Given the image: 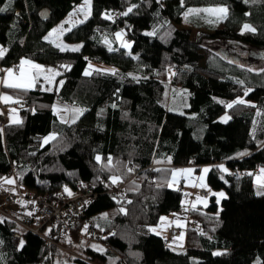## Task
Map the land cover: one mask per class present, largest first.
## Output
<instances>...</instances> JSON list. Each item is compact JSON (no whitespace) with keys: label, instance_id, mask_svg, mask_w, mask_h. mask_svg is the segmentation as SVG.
<instances>
[{"label":"trees","instance_id":"16d2710c","mask_svg":"<svg viewBox=\"0 0 264 264\" xmlns=\"http://www.w3.org/2000/svg\"><path fill=\"white\" fill-rule=\"evenodd\" d=\"M83 1L0 0V47L7 50L0 66L28 58L58 71L57 81H63L48 92L11 91L19 98L21 123L0 125V181L11 176L18 190L22 184L33 192H2V204L33 199L38 210L36 217L16 216L0 204V264H264V195L257 196L254 186V175L264 169V71L229 63L201 42L235 41L264 50V0H93L91 16L64 33L66 42L82 44L79 52L45 42V34ZM195 6H224L228 15L218 20L201 12L186 20ZM44 8L50 18L42 21ZM245 23L256 31L241 34ZM121 30L127 49L116 38ZM89 63L117 73L85 76ZM246 89L251 91L244 96ZM237 97L248 104L225 107ZM56 103L84 112L69 125L54 113ZM181 109L185 114L175 112ZM225 113L231 119L218 122ZM52 133L57 139L44 144ZM109 156L111 169L102 167ZM186 166L196 174L208 167L207 186L224 191L226 199L209 197L207 206L189 208L185 246L172 250L170 241L163 244L168 232L162 239L149 229L184 210L183 184L168 185L172 170ZM114 175L121 177L115 184ZM87 188L96 199L66 231L54 221L43 227V240L27 236L15 221L37 220L44 201L62 206L61 193L72 199ZM194 221L198 227L192 229Z\"/></svg>","mask_w":264,"mask_h":264},{"label":"snow or ice","instance_id":"6c2138e0","mask_svg":"<svg viewBox=\"0 0 264 264\" xmlns=\"http://www.w3.org/2000/svg\"><path fill=\"white\" fill-rule=\"evenodd\" d=\"M247 2V0H246ZM91 0H84V6L78 8L76 11H78L79 13H81L82 15H84V20H86L88 18V16L90 15V11L88 10V6H90ZM181 4L183 5V0H181ZM135 6L129 7L127 9V11L123 12L122 15L127 16L129 13H131L133 11V8ZM0 11H4V9H0ZM210 13L213 14L217 17L218 20H222L227 18L228 15V8L224 7V6H218L215 8H203V9H188L185 12V19L187 20L188 16L191 14H199V13ZM73 15V13H70L69 16L71 17ZM105 19L109 18V14H105ZM84 20H80V21H76L77 23H83ZM70 23L69 20L64 21L60 26H58L57 28L52 29L51 31L48 32V34L44 37V39L46 41L49 42H53L50 40L51 37H53L54 35H56L57 33H62L65 29H64V24H68ZM245 31L247 32H255V28H253L251 25L245 23L242 26V30H241V34H243ZM147 35H155V31L154 32H150L147 33ZM116 37L119 39L121 37V33H116ZM58 38V36H57ZM105 43H107V41H105ZM124 47H130V45L128 44H124ZM57 47L60 48L61 51H65L67 46L64 45H57ZM71 51H78L79 50V46H75V47H71L70 49ZM110 51L112 49H109ZM6 49L4 48H0V58H3V56L6 53ZM27 66V67H25ZM61 67H65L67 68L68 66L65 65H61ZM91 70V71H90ZM0 71H3L5 73V76L0 79V84L4 85L7 88H12V89H17V90H21V91H27L33 87H35V85L39 82V80L41 79V77L43 78L44 81H48V82H52L54 80V77L57 75H60V73L52 68H45L44 66L35 63L32 60L26 59V58H21L19 65L15 66V70L13 68H8V69H0ZM104 72V73H110L112 75H116L117 70L116 69H95L93 68V66L89 63L88 68L85 70L84 75L88 76L91 75L92 72ZM249 71H251V69H249ZM264 71V70H262ZM18 73V74H17ZM43 74V75H42ZM173 75L175 73H172ZM131 75V74H129ZM133 79H136V77H133ZM58 84L62 85L63 81H58ZM237 83L242 84V81H237ZM45 90H51V89H45ZM251 91V89H246L244 92V96H247L248 93ZM0 100L4 101V102H17L18 101H13V97L8 96V95H0ZM221 104H224V101H218ZM247 105L248 102L243 98V97H237L235 100H233L230 103L225 104L226 108H233L235 105ZM116 105H112V107H115ZM252 107H255V105H251ZM15 109H10V120L13 123L19 124L21 123V121L19 119H15L14 118V113H15ZM53 111L54 113L57 111V109L55 108V106H53ZM62 111H69V109H63ZM71 111L74 113L73 119H72V123H75V119L78 118L79 115L82 114L83 110L81 109H71ZM2 114V113H0ZM229 119H231L230 116L225 115V117H222L221 120L222 122H227ZM66 122V121H65ZM56 134L52 133L49 136L45 137L43 140L44 144L49 143L50 141H54L56 140ZM246 153H239V155H245ZM96 161L98 163L101 162V157L99 155H97L95 157ZM169 162H170V158H169ZM157 163H160V161H157ZM112 158L109 156L107 158V164H102V167L104 168H109L111 169L112 167ZM222 171H226V169H223V166H220ZM129 172L132 171V169H128ZM157 171H159V169H157ZM191 169H178V170H174L172 172V181L174 182L176 179V176L178 173H189L191 172ZM209 169L205 168L203 169V172H208ZM261 175L256 177V183L258 185L259 189H264V169H261ZM249 175H251V173H249ZM111 182L113 184L117 183L120 181L121 177L119 176H112L111 178ZM201 180H203V176H201L200 178ZM5 183L7 184H14L15 180L10 179V178H6L4 180ZM66 192H68L69 195H71L72 193L66 188L65 189ZM258 195H264V192H258ZM219 197H224V193H218L217 194ZM200 198L197 197V200H199ZM130 203V201H129ZM120 212L125 213L126 211L124 208L120 209ZM29 216L32 215L31 212L27 213ZM107 218V214H104V216L102 217V219H106ZM165 218L162 217L161 220H164ZM0 223H4L3 219H0ZM178 227H180V225H177ZM87 226H85V230H86ZM103 230V229H101ZM149 231L155 232V228H150ZM182 235V234H181ZM175 239V238H174ZM3 242L0 241V244H2ZM25 241L23 239H21L19 241L17 250H22L24 247ZM96 247V246H93ZM103 251V250H101ZM214 255H221V253L217 252L214 253ZM2 257H0V261H2ZM257 264H259V261H257Z\"/></svg>","mask_w":264,"mask_h":264},{"label":"rangeland","instance_id":"374dc122","mask_svg":"<svg viewBox=\"0 0 264 264\" xmlns=\"http://www.w3.org/2000/svg\"><path fill=\"white\" fill-rule=\"evenodd\" d=\"M92 2H93V0H91L90 6H88V10L90 11V15L88 16V18L92 14V11H91ZM82 6H84V1L82 3H80L77 6V8H75L72 11L73 15L71 17L68 14L64 19H62L59 22V24L56 25L55 28H57L58 26H60L66 20H69L70 21V23L64 24V29L65 30L62 33H57L56 35H54L53 37L50 38V40L53 41V42H50V43H52L56 47H57V45L67 46L66 47V50H65L67 52L68 51H71L70 50L71 47H75V46H79V50L81 49V47H82V44L81 43H73V42H68V41L66 42L64 40V35H65L64 33H66L67 30L71 29L73 26H77L78 24H82V23H77L76 22V21L84 20V15H82L81 13H79L78 11H76L78 8H80ZM203 8H213V7H209V6H206V7L195 6L194 8H189V9H203ZM204 14L209 15V16H212L214 18H217L215 15L210 14V13H204ZM191 15H196V14H191ZM86 20H84V22ZM179 28L186 29L187 28V25L185 24L183 26H179ZM1 30H5V28H2ZM192 32H193L192 33V39L193 40H197L198 37L196 35V31L195 30H192ZM120 33H121V37L119 39L116 37L117 38V41L119 42V45H120L121 48L123 47L124 49H127L128 47H124L123 46L124 44H128L126 42L125 33L122 30H121ZM204 33H206V32H204ZM47 34H45V35H47ZM57 36H58V38H57ZM45 42H46V40H45ZM47 42H49V41H47ZM201 42H202V46H203L204 49H206L207 51L208 50L209 51H212V52L220 55L223 59H225L229 63H232V64H234V65H236V66H238L240 68L242 67V68L247 69V70L251 69V72L253 71V72H257V73H260V72H262V70H264V50H259V49H256L254 47H251L250 48V47H247L246 45H244L242 43H238V42H235V41H229V42L228 41H220V40L217 41V40H212L210 38H205V39H201ZM0 48H2V47H0ZM79 50L78 51H73V52H79ZM65 51H63V52H65ZM242 55H245V57H242ZM91 65H93V64H91ZM94 66H96V65H94ZM101 67L104 68V69L109 68V67H107L104 64H101L100 66H96L97 69H100ZM54 82H55V77H54V80L51 82V85H50L51 87L54 84ZM53 90H54V88L52 87V89L50 91H53ZM177 100L182 105V107H186V108L188 107L187 102L186 101L184 102V100L181 98V94L178 95ZM57 104L58 103H56L54 106L57 109L56 114L58 116V119L59 120H62L64 123L69 124V125L72 123V119H73V116H74V113L71 111V109H81L84 112V109L83 108H79L78 106H75L73 104H70L69 105V104L63 103L64 105H67L69 107H61V106H59ZM63 109H69V111H67V112L62 111ZM183 110L184 109H181V110L175 111V112L178 113V114L179 113L185 114V112ZM81 115H79L78 118L75 119V122L77 120H79V118H80ZM225 115L229 116L227 113H225L220 118H218L217 121L220 122V123H225V122H222V120H221V118L222 117H225ZM178 169H191L192 171L189 172V173H178L177 176H176L175 181L173 182L172 181V172L174 170H178ZM172 172H171L170 183L168 185V188L169 189H177V188H179L182 179H184L185 182H186V184L182 185L183 186V190H184V194H187L188 191L191 192L189 186L192 184L193 180H199L198 179L199 178L198 177L199 176V173L196 174L195 171H194V169L193 168H189L188 166L173 169ZM203 173L204 172H202V174ZM261 174L262 173L260 171V172H258L257 174L254 175L255 176V178H254V186L256 187V195L257 196H258V194H257L258 192H264V189H259L258 188V185L256 183V177L259 176V175H261ZM182 183H184V181H182ZM24 190L25 191H28L26 189H24ZM199 198H200L199 200H201L202 202H206L207 203L205 206H207L209 204V202H210L209 197L199 196ZM183 201H185V200H183ZM163 217L166 218V216H163ZM162 221L160 219L158 221L157 225L151 227V228H155V232L150 231L151 234L156 233V231H157L156 228L158 226H162L159 229V230H162V228L166 225L164 223L162 224L161 223ZM187 223L189 225V222H187ZM188 225H187V227H188ZM187 227H186V229H187ZM175 228H177V227H175ZM178 231H181V230L178 229ZM22 238H23V236H22ZM85 244L88 245V246H91V247L96 246V247H93V248L102 249L100 245L97 246L95 244H90L89 242H87Z\"/></svg>","mask_w":264,"mask_h":264},{"label":"crops","instance_id":"0c3cea01","mask_svg":"<svg viewBox=\"0 0 264 264\" xmlns=\"http://www.w3.org/2000/svg\"><path fill=\"white\" fill-rule=\"evenodd\" d=\"M70 30V29H69ZM28 59V58H26ZM30 60V59H29ZM20 62V61H19ZM19 62L17 63V65H19ZM37 63V62H36ZM39 64V63H37ZM41 65V64H40ZM43 66V65H42ZM27 67V66H25ZM9 67H1L0 66V69H8ZM45 68H50V67H45ZM18 74V73H17ZM43 75V74H42ZM5 76V73L3 71H0V79H2L3 77ZM58 80V77L55 76V82L54 84L52 85V87L55 89H59V86L60 84H58L57 81ZM51 85V82H48V81H44L43 78L41 77V79L39 80V82L35 85V87L27 90V91H36L37 89L42 91V92H48L50 90H45V89H52V87L50 86ZM17 89H12V88H7L5 87L4 85L0 84V95H8V96H11L13 97V101H18L19 98L15 97L11 91H16ZM21 91V90H19ZM26 92V91H24ZM10 109H15V113L13 114L14 115V118L15 119H19L20 120V111H19V105L17 102H4L2 100H0V115H4L5 116V125L8 124V125H13V124H16V123H13L11 120H10V112L9 110ZM209 169L208 167H203L199 173V180H193L192 184L189 186L191 192H187V194L184 195L183 197V206H184V210L183 211H179V212H176V213H172L171 215H168L166 216V218L161 222L162 224H166L162 230H159L160 227L162 226H158L156 229V233H154L155 235L161 237L162 239L163 238H166L167 237V232L168 230L175 226L177 227L180 231L179 235L174 237L173 239L170 240V249L172 250H183L184 246H185V238H186V227L188 225V214L189 212L188 209L189 208H193L194 206H202V207H205V205L207 204L206 202H202L201 200H197V197H199V194L197 192V190H204L205 188H209L207 186V182H206V176H207V173L208 172H203V169ZM194 169V168H193ZM201 176H203V180H201ZM6 178H10V179H13V177L9 176V177H6ZM5 178L2 179L0 181V204H2V192H7L8 194L9 193H12V194H17L18 191H19V194H22L23 196L28 194V195H31V193L33 192V190H29L27 189L26 187H24L22 184L19 185V190L17 189L15 183L14 184H7L4 182ZM14 180V179H13ZM182 181H184V183H182ZM181 181V184L180 185H184L186 184L185 180L182 179ZM24 189L28 190V191H25ZM197 189V190H195ZM210 189V188H209ZM212 191V189H211ZM224 193V197H219L217 194L218 193ZM211 197L214 198V200H216V202H219V201H222V200H225L226 199V194L224 191H212L211 192ZM2 207H4L5 209H7V212L10 214H13V215H16V216H21V215H25V216H28V217H36V214H37V206H36V202L31 199V200H26V199H16L14 200L13 202H11L9 205H1ZM31 212L32 215L29 216L27 213ZM177 225H180V227H178ZM155 226V225H154ZM182 234V235H181ZM24 239H27V237L23 236V240Z\"/></svg>","mask_w":264,"mask_h":264},{"label":"built area","instance_id":"2783aa9c","mask_svg":"<svg viewBox=\"0 0 264 264\" xmlns=\"http://www.w3.org/2000/svg\"><path fill=\"white\" fill-rule=\"evenodd\" d=\"M128 39L126 38V41ZM15 66H17V63H14L13 65L9 66V68H13L15 70ZM29 106L28 102H24L21 107L27 108ZM5 116L0 115V125L5 124ZM193 167H196L194 163H192ZM211 189L205 188L201 191V194L205 196H211ZM60 199L63 202L62 206L57 204H50L46 201L43 202V205L41 207L39 217L37 220H29V222H20L19 220H15L21 228L23 227V230H26V235L36 236L39 239H45V236L43 234V227L47 224H51L54 221L61 222L62 227L64 231L69 229V226L73 224L75 216L83 212L84 208L86 206H89L92 204L96 197L91 194L87 189L82 191H76V196L72 199L66 195L65 192L61 193ZM3 197L5 198L6 202L10 201V195L4 193ZM1 212V210H0ZM25 220V219H24ZM190 227L192 229H195L198 227L197 222H192L190 224ZM178 233V229L174 226L168 231L169 238L163 241V244L168 246L170 238L173 239ZM98 240V237H95Z\"/></svg>","mask_w":264,"mask_h":264},{"label":"water","instance_id":"95a60500","mask_svg":"<svg viewBox=\"0 0 264 264\" xmlns=\"http://www.w3.org/2000/svg\"><path fill=\"white\" fill-rule=\"evenodd\" d=\"M39 18L42 21L48 20L50 18V13H49L48 9L44 8L43 10H41L39 12ZM242 57H245V55H242Z\"/></svg>","mask_w":264,"mask_h":264}]
</instances>
